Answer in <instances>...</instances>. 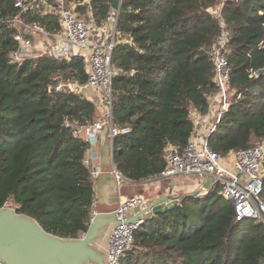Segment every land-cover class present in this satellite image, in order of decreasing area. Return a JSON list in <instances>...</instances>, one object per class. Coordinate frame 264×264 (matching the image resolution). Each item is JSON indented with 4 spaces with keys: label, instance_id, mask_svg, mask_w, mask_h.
I'll list each match as a JSON object with an SVG mask.
<instances>
[{
    "label": "trees",
    "instance_id": "trees-1",
    "mask_svg": "<svg viewBox=\"0 0 264 264\" xmlns=\"http://www.w3.org/2000/svg\"><path fill=\"white\" fill-rule=\"evenodd\" d=\"M67 1L97 25L114 11V0ZM14 2L0 0V207L13 206L56 235L80 237L92 219L96 179L84 161L89 144L73 132L97 119L99 105L72 88L55 89L58 77L86 82L83 56L12 61L21 30L62 28L58 14L22 12ZM17 17L23 25L10 22ZM116 29L112 118L131 127L114 137L123 176L154 179L161 189L167 146H186L197 130L192 112L211 110L218 88L212 53L222 34L233 93L209 144L227 155L264 141V0H122ZM218 186L145 221L120 264H263L264 222L237 220ZM187 201L199 224L188 220Z\"/></svg>",
    "mask_w": 264,
    "mask_h": 264
},
{
    "label": "built area",
    "instance_id": "built-area-1",
    "mask_svg": "<svg viewBox=\"0 0 264 264\" xmlns=\"http://www.w3.org/2000/svg\"><path fill=\"white\" fill-rule=\"evenodd\" d=\"M47 1L15 0L14 6L24 12ZM52 9L61 18L62 31L54 34L55 45L49 55L59 59L83 56L86 60L87 80L83 84L80 83L78 87L93 89L98 96V102L106 107L105 112L100 114L95 121L74 129V135L89 144L84 159L87 163L91 158L100 157L99 133L105 125L110 126L113 138L131 132L130 126H117L112 118V85L117 73V69L112 64V53L117 34V17L115 23L111 25L114 30L111 41L100 39L91 42L92 36L104 28L97 25L94 18L88 21L79 17L67 0H56ZM10 22L23 25L19 17ZM18 39L20 47L11 54L12 61L21 63L26 58L43 55L33 54L32 42L29 39L21 34ZM212 57L215 64V82L218 87L214 96L217 100L216 105L213 106L215 103H212L211 110L205 116L195 110L192 112L197 130L183 148L172 144L167 146L165 150L166 167L162 176L173 177L188 174L200 177L209 176L216 184L222 186L221 195L233 203L237 220L258 219L264 222V202L260 197L263 189L264 141H257L247 148L231 151L227 155H221L209 144L208 137L216 130L224 117L233 93L230 87L231 69L227 54V39L224 34L215 42ZM64 86L66 84L58 83L55 89L59 91ZM212 112H215L214 118L210 120L202 133V130H198L199 125L204 121L203 117H209ZM92 174L96 179L99 169L92 171ZM118 178L121 180L120 176ZM142 201V196L131 199L125 197L121 200L118 211L122 222L113 228L110 236L107 264H120L122 257L133 249L135 232L145 221L124 222V213ZM93 215L94 212H92V218Z\"/></svg>",
    "mask_w": 264,
    "mask_h": 264
},
{
    "label": "water",
    "instance_id": "water-1",
    "mask_svg": "<svg viewBox=\"0 0 264 264\" xmlns=\"http://www.w3.org/2000/svg\"><path fill=\"white\" fill-rule=\"evenodd\" d=\"M121 1L114 0L112 4L117 15ZM258 74H264V69ZM99 155L101 166L93 185L96 203L87 231L80 237H62L47 231L36 218L18 212L15 207H0V264H107L110 236L122 222L118 209L123 197H143L142 202L125 211L124 222L129 223L147 221L173 210L187 197L200 198L211 191L198 188L192 193H158L148 188L146 181L129 180L117 169L109 125L99 133Z\"/></svg>",
    "mask_w": 264,
    "mask_h": 264
},
{
    "label": "crops",
    "instance_id": "crops-1",
    "mask_svg": "<svg viewBox=\"0 0 264 264\" xmlns=\"http://www.w3.org/2000/svg\"><path fill=\"white\" fill-rule=\"evenodd\" d=\"M89 1L90 0H81L82 3L89 2ZM55 3H56V0H48L45 3L38 4V5L34 6V8H32V9L34 10V12L39 13V14H48V13H53V12L58 14L57 12L53 11V9H52V6H54ZM68 4L71 7H73V9L75 11L76 3L73 1H70V2H68ZM114 11H113V13L110 14L109 19L103 25H101L104 28L97 31L92 36V38L90 39L91 42L96 41V40H100V39L104 40V41H106V40L111 41L112 40L114 30L111 28V25L115 23V20L117 17V12L116 11L114 12ZM91 18H93V17L90 14V18H87L85 20L89 21ZM113 19H114V21H113ZM111 21H112V23H111ZM31 26H30L31 28H29V29H26L23 31L21 30V35L24 36V38H27L32 42L33 54H43V55L49 54V52L52 50V48L55 45L54 34L61 32L62 28L60 31H58L56 33H51V32H48L44 27H42L38 24H32ZM61 26H62V21H61ZM71 75H73V74H71ZM58 83L66 84V86L63 87V89L74 87L75 88L74 90L76 92H78L79 94H82L89 99H93L97 103V105H99V115L102 114L103 112H105L106 107L104 106V104L98 102V96L93 89H91V88L80 89L78 87V85L80 84L78 82V80H73L70 78H66L65 81H63V78L61 77V81H58ZM216 102H217V100H215V97H213L212 103H215L213 106L216 105ZM214 115H215V112H212L209 117H203L204 121L200 123L198 130L199 131L202 130V133H203L205 131V129L207 128V124L210 122V120H212L214 118ZM86 164L94 171V170L100 168L101 159H100V157L91 158V159H89V162H87ZM186 178L187 177H185V176L180 177V184H179L180 188L185 187L186 184L189 187L191 186L192 183H185V182H187L186 180L188 179V178L187 179ZM197 178H201V177H197ZM209 178H210L209 176H206L203 178V180L199 179L200 182L202 183L201 188L212 189L216 185V183L214 182L213 186H211L212 181L209 180ZM163 192H170V191H163ZM124 198L125 197H123L122 199H124ZM95 203H96V201H95Z\"/></svg>",
    "mask_w": 264,
    "mask_h": 264
},
{
    "label": "rangeland",
    "instance_id": "rangeland-1",
    "mask_svg": "<svg viewBox=\"0 0 264 264\" xmlns=\"http://www.w3.org/2000/svg\"><path fill=\"white\" fill-rule=\"evenodd\" d=\"M113 21H114V19H113ZM111 23H112V21H111ZM72 89H75V88L72 87ZM181 176H185L188 178V179L186 178L187 182H185V183H192L190 187L186 184L185 187L180 188L179 184H180V177ZM197 177H200V176H197L194 174H188V175H177V176H173V177H163L162 178L163 180L161 181L162 182L161 189H162V191H170V192H175V193H192L195 190H197L198 188L202 187V183L200 182L199 179L203 180L204 177H201V178H197ZM209 180L212 181L211 186H213L215 181L211 177L209 178ZM263 181H264V172H263ZM145 184L153 192H157L158 190H161L160 185H159L160 183H156V181L154 179L146 181ZM221 190H222V186L219 185L218 190H217L219 192V194H221ZM261 198L264 200V191L261 194ZM184 205L187 208V211L189 212L188 220L192 223L199 224V222H196L197 218L195 216V204L190 202V201H187L184 203Z\"/></svg>",
    "mask_w": 264,
    "mask_h": 264
}]
</instances>
